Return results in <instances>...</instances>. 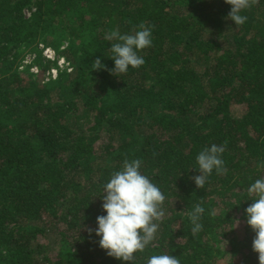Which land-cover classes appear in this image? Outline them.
<instances>
[{"label":"trees","instance_id":"1","mask_svg":"<svg viewBox=\"0 0 264 264\" xmlns=\"http://www.w3.org/2000/svg\"><path fill=\"white\" fill-rule=\"evenodd\" d=\"M224 0H0V264H128L95 235L103 186L125 159L165 195L153 255L180 264H259L245 209L264 178V0L226 19ZM152 26L145 63L112 75L105 34ZM39 43L70 63L42 83L20 75ZM56 64V61L54 62ZM202 188L196 156L224 145ZM204 209L193 234L189 213ZM241 232L236 234V224ZM93 229L90 234L87 229ZM240 261V262H239Z\"/></svg>","mask_w":264,"mask_h":264},{"label":"clouds","instance_id":"2","mask_svg":"<svg viewBox=\"0 0 264 264\" xmlns=\"http://www.w3.org/2000/svg\"><path fill=\"white\" fill-rule=\"evenodd\" d=\"M231 6L226 19L235 25H243L247 17L241 12L256 4L258 0H224ZM105 40L114 41L111 44V58L114 61L112 69H106L99 57L92 62V70H107L110 74L127 73L129 67L139 68L145 61L138 55L140 50L152 44V26L140 23L138 30L132 33L121 34L119 29L111 30L105 34ZM224 145L212 144L205 147L196 156L198 175L192 177L196 188H202L213 169L217 174L225 172L224 161L221 154L225 151ZM141 160L125 159L121 170L111 174L110 179L103 186L102 210L106 215L96 217L95 235L100 237L99 247L106 250V254L117 260L131 262L134 253L143 252L154 240L160 220L164 212L162 204L165 195L160 188L143 175L139 169ZM264 167V163H261ZM255 199L244 210L247 225L253 230L255 236L252 240V251L258 254L259 264H264V178L255 180L247 189ZM205 209L197 204L188 214L192 224L191 231L197 234L202 231L201 215ZM91 234L93 229L88 228ZM146 264H180L176 256L163 254L153 255L147 259Z\"/></svg>","mask_w":264,"mask_h":264},{"label":"rangeland","instance_id":"3","mask_svg":"<svg viewBox=\"0 0 264 264\" xmlns=\"http://www.w3.org/2000/svg\"><path fill=\"white\" fill-rule=\"evenodd\" d=\"M45 48H49L51 51H53V59H49L45 56L43 51ZM38 49L41 54L40 62L36 61V53L28 52L22 56V59L18 65V72L20 75L45 83L50 79H55L60 72L69 71L71 68L69 61L66 60L64 56H58L56 51L50 46H44V44L39 43ZM55 61L56 64H54ZM240 232L241 225L237 223L236 234L239 236ZM239 264L243 263L240 262Z\"/></svg>","mask_w":264,"mask_h":264},{"label":"built area","instance_id":"4","mask_svg":"<svg viewBox=\"0 0 264 264\" xmlns=\"http://www.w3.org/2000/svg\"><path fill=\"white\" fill-rule=\"evenodd\" d=\"M43 51L47 58L53 59V51H51L49 48H45Z\"/></svg>","mask_w":264,"mask_h":264}]
</instances>
